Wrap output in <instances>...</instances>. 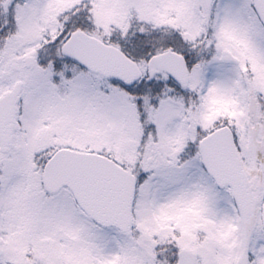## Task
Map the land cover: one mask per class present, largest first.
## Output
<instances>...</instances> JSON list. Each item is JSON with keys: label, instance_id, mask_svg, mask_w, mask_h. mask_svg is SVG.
Listing matches in <instances>:
<instances>
[{"label": "snow or ice", "instance_id": "6c2138e0", "mask_svg": "<svg viewBox=\"0 0 264 264\" xmlns=\"http://www.w3.org/2000/svg\"><path fill=\"white\" fill-rule=\"evenodd\" d=\"M0 264H264V0H0Z\"/></svg>", "mask_w": 264, "mask_h": 264}]
</instances>
